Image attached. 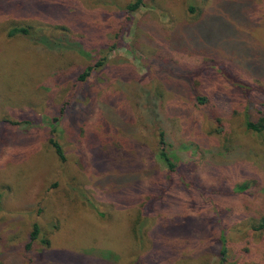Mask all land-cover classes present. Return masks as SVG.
<instances>
[{
    "label": "rangeland",
    "instance_id": "374dc122",
    "mask_svg": "<svg viewBox=\"0 0 264 264\" xmlns=\"http://www.w3.org/2000/svg\"><path fill=\"white\" fill-rule=\"evenodd\" d=\"M135 1L0 0V264H264V0Z\"/></svg>",
    "mask_w": 264,
    "mask_h": 264
},
{
    "label": "trees",
    "instance_id": "16d2710c",
    "mask_svg": "<svg viewBox=\"0 0 264 264\" xmlns=\"http://www.w3.org/2000/svg\"><path fill=\"white\" fill-rule=\"evenodd\" d=\"M235 3L239 4V0H233ZM141 1L140 0H136L134 3L129 4L126 6L125 10L129 13H132L134 11H136L139 6H140ZM222 6H224L222 4ZM224 23V22H223ZM225 25V24H224ZM202 24H195L192 27H188V26H183L180 28L179 33H184L189 40L195 41L197 42L198 39L202 40ZM15 35H22L23 37H28L32 42L36 43V44H40L42 46H44L45 48H50L51 50L54 48H58V47H63L64 49H73L74 47H77L78 43L77 42H73L70 41L68 39H63L61 41L60 37L57 38H49L46 37L41 34H36L33 33L32 31H30V28H24V27H15V28H11V30L8 32V36L12 37ZM183 39V36L181 37ZM56 41V42H54ZM197 45V43H196ZM106 57H103L102 59L98 60L95 62L94 66H88L84 72L79 76V80H84L92 70L96 69V68H102L104 66V62L106 61ZM183 76V75H182ZM237 83H238V88L245 90L246 86L240 82H235L233 83L234 85H236L237 87ZM192 102H194V104H205L208 102L206 97H201L199 96V94H194L192 93ZM259 114V118L257 119V121H251L249 116H245L244 117V127L249 130L252 131L256 134H260L262 135V133L264 132V111L262 112H258ZM218 125L215 126V128L213 129L214 131L212 133H220L219 131V127H220V121L217 119ZM49 143L51 145V147L53 148L56 156L58 157V159L60 161H64V155L62 152V149L60 147V145L54 141V140H49ZM158 143H159V153H158V157L159 159H161V161L166 165L167 170L169 172L175 171V164L172 161L170 154H169V150L168 147L169 145L166 142L164 133L162 131L158 132ZM105 160L107 161V158L105 157ZM99 161L102 163V157L99 158ZM103 164V163H102ZM124 175H109V176H105L104 178L106 179V183L107 184H111V181H115V186H114V190H119L120 188L124 187V184L122 183L121 177ZM264 230V216H261L256 222H254L251 226V231L255 232V233H259L261 231ZM37 229L34 228V231L31 235V238L34 239L36 236V232ZM223 230L221 231V236H220V241H221V251H220V257H219V264H226L227 263V259H226V242H225V237L223 235Z\"/></svg>",
    "mask_w": 264,
    "mask_h": 264
}]
</instances>
